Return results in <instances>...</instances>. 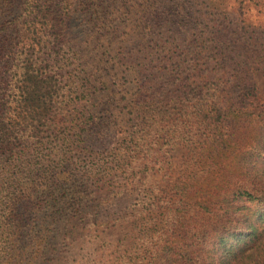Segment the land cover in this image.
Wrapping results in <instances>:
<instances>
[{
  "label": "trees",
  "instance_id": "trees-1",
  "mask_svg": "<svg viewBox=\"0 0 264 264\" xmlns=\"http://www.w3.org/2000/svg\"><path fill=\"white\" fill-rule=\"evenodd\" d=\"M0 64V264H49L76 215L119 224L118 188L117 264H264V0H0Z\"/></svg>",
  "mask_w": 264,
  "mask_h": 264
},
{
  "label": "rangeland",
  "instance_id": "rangeland-1",
  "mask_svg": "<svg viewBox=\"0 0 264 264\" xmlns=\"http://www.w3.org/2000/svg\"><path fill=\"white\" fill-rule=\"evenodd\" d=\"M246 54H250L248 50H244ZM0 64V71L1 69ZM4 77L0 76V80ZM67 78V77H65ZM255 81L257 82L262 95L264 97V73L262 71H258L255 76ZM4 82V80H3ZM64 84V82H63ZM116 82L114 80L111 81V87L115 92L119 90L116 88ZM1 88V85H0ZM71 111H80L81 106L71 107ZM97 128H93L91 131L88 132V142L95 153L100 155V158H108L107 155L116 145L117 136L112 134H105V132H101L104 135V138H99L97 136ZM188 154L184 148H179L171 153L173 157L172 164L174 165L175 169L181 167V162H183L184 158ZM74 165L84 166L83 161H79L76 159L74 160ZM263 167V166H262ZM261 167V168H262ZM260 168V169H261ZM77 169V168H76ZM162 176H158L155 180L160 181ZM176 178L175 175H172L170 179L168 177H164L163 185L167 181H174ZM110 192L112 190H106ZM116 193L119 195L113 197L105 206V214H107L110 219H119V224H113L108 229L100 228L98 231L95 228H90L87 222H82L79 219V215L73 220L69 222L64 221V225L67 224L68 231L65 233V238L63 237V233L60 231V224L55 227V239L57 244L51 247V251L49 252V257L47 259L52 260L49 264H95L93 262L95 256H99L98 252V245L97 241L93 239L95 235L101 236L102 238H106L108 241L107 248L105 249V264H117L115 259H124L129 257L128 255L132 252V242L134 240L135 234L132 232V204L134 201V194L129 190H123L118 188ZM99 197L96 196L94 199L93 196H90L87 200L88 206L91 203H99ZM260 210V207L252 205V211ZM251 212H247V215H250ZM128 220V222H127ZM101 254V253H100ZM264 255V254H263Z\"/></svg>",
  "mask_w": 264,
  "mask_h": 264
}]
</instances>
